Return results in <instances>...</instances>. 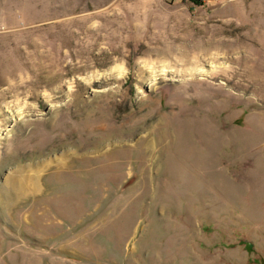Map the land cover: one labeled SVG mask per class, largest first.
Returning a JSON list of instances; mask_svg holds the SVG:
<instances>
[{"label":"rangeland","instance_id":"obj_1","mask_svg":"<svg viewBox=\"0 0 264 264\" xmlns=\"http://www.w3.org/2000/svg\"><path fill=\"white\" fill-rule=\"evenodd\" d=\"M28 164L0 264H264V0H0V186Z\"/></svg>","mask_w":264,"mask_h":264},{"label":"bare ground","instance_id":"obj_2","mask_svg":"<svg viewBox=\"0 0 264 264\" xmlns=\"http://www.w3.org/2000/svg\"><path fill=\"white\" fill-rule=\"evenodd\" d=\"M62 157H59L57 159V162L61 163ZM29 165V164H28ZM27 167L19 166L16 167V169L12 172H9L7 175H5V180H3L1 188H4L5 186L11 187L14 191H12L16 197L17 192L24 193L31 191H37L39 190V178L42 176L44 169H47L45 165H42L41 167H31L30 165ZM58 165V164H57ZM26 181L28 182V185L26 184ZM25 185H23V184ZM23 185V187H22Z\"/></svg>","mask_w":264,"mask_h":264}]
</instances>
